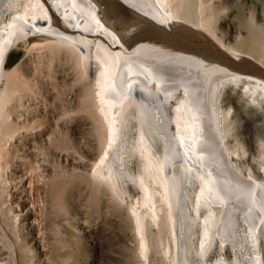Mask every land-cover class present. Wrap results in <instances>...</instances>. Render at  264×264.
Segmentation results:
<instances>
[{
  "label": "bare ground",
  "instance_id": "obj_1",
  "mask_svg": "<svg viewBox=\"0 0 264 264\" xmlns=\"http://www.w3.org/2000/svg\"><path fill=\"white\" fill-rule=\"evenodd\" d=\"M123 1L163 25L190 22L244 54L217 36L210 0ZM254 24L241 45L263 58ZM21 42L81 80L93 77L87 107L105 146L89 178L128 203L143 264L154 262L152 251L166 264H264V77L153 43L129 47L95 0H0V139L12 126L17 80L6 68ZM234 117L248 124V156L244 120L238 127Z\"/></svg>",
  "mask_w": 264,
  "mask_h": 264
},
{
  "label": "rangeland",
  "instance_id": "obj_2",
  "mask_svg": "<svg viewBox=\"0 0 264 264\" xmlns=\"http://www.w3.org/2000/svg\"><path fill=\"white\" fill-rule=\"evenodd\" d=\"M209 3L217 36L264 61L241 45L250 23L264 37V0ZM68 67L26 42L10 55L6 71L15 70L17 80L8 105L12 128L0 139V264H143L128 203L89 178L105 146L87 107L93 77L81 80ZM237 117L248 156V124ZM130 191L139 193L132 184ZM151 260L166 264L154 251Z\"/></svg>",
  "mask_w": 264,
  "mask_h": 264
},
{
  "label": "water",
  "instance_id": "obj_3",
  "mask_svg": "<svg viewBox=\"0 0 264 264\" xmlns=\"http://www.w3.org/2000/svg\"><path fill=\"white\" fill-rule=\"evenodd\" d=\"M103 21L117 32L129 47L153 43L184 51L235 70L264 77V65L248 54H234L210 33L190 22L163 25L131 8L123 0H95Z\"/></svg>",
  "mask_w": 264,
  "mask_h": 264
}]
</instances>
